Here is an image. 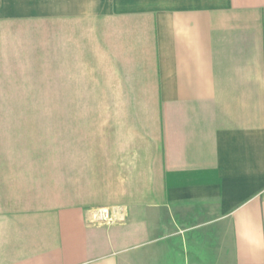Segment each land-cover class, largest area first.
I'll list each match as a JSON object with an SVG mask.
<instances>
[{
	"label": "crops",
	"instance_id": "1",
	"mask_svg": "<svg viewBox=\"0 0 264 264\" xmlns=\"http://www.w3.org/2000/svg\"><path fill=\"white\" fill-rule=\"evenodd\" d=\"M59 41L96 113L64 205L7 132L0 264H264V0H0V109Z\"/></svg>",
	"mask_w": 264,
	"mask_h": 264
},
{
	"label": "rangeland",
	"instance_id": "2",
	"mask_svg": "<svg viewBox=\"0 0 264 264\" xmlns=\"http://www.w3.org/2000/svg\"><path fill=\"white\" fill-rule=\"evenodd\" d=\"M64 42L59 41L56 82L49 84V73L44 75L43 72L36 79L40 84L35 81L31 84V81L30 85L21 72V76L17 77L18 82L11 85V108L0 109V159H9L10 147L7 148L9 142L6 135L8 132L14 139L12 131L16 130L18 138L15 137V142L18 141V145L20 143V149L25 147L34 166L40 170L47 168L48 172V169L52 170V174L47 172L41 176L47 181L51 177L56 183L53 185L52 182V190L54 186L58 205L67 203V150L80 147L77 144H81L82 129H87L91 121L89 118L96 113L91 103L97 101L96 94L78 92L81 71L76 68L75 47L71 45L66 49ZM67 57L70 58V64H67ZM77 105L80 108H76ZM44 198L36 202L37 206L45 203ZM27 206L32 207L30 204Z\"/></svg>",
	"mask_w": 264,
	"mask_h": 264
}]
</instances>
